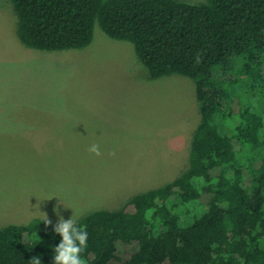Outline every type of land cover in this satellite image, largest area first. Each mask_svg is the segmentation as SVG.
<instances>
[{
  "label": "trees",
  "instance_id": "obj_1",
  "mask_svg": "<svg viewBox=\"0 0 264 264\" xmlns=\"http://www.w3.org/2000/svg\"><path fill=\"white\" fill-rule=\"evenodd\" d=\"M10 2L26 48L81 50L98 25L133 45L150 79L195 84L200 118L185 170L78 220L87 264H264V0ZM60 241L39 219L5 225L0 264H53Z\"/></svg>",
  "mask_w": 264,
  "mask_h": 264
},
{
  "label": "rangeland",
  "instance_id": "obj_2",
  "mask_svg": "<svg viewBox=\"0 0 264 264\" xmlns=\"http://www.w3.org/2000/svg\"><path fill=\"white\" fill-rule=\"evenodd\" d=\"M16 26L0 0V227L43 214L54 227V209L76 222L117 210L185 170L200 118L194 81L150 79L133 45L98 25L88 47L61 52L24 47Z\"/></svg>",
  "mask_w": 264,
  "mask_h": 264
},
{
  "label": "clouds",
  "instance_id": "obj_3",
  "mask_svg": "<svg viewBox=\"0 0 264 264\" xmlns=\"http://www.w3.org/2000/svg\"><path fill=\"white\" fill-rule=\"evenodd\" d=\"M199 59L198 56L197 63H199ZM88 150L96 156L101 155L98 144H92ZM109 155L114 156L115 151L109 153ZM53 211L59 217L58 222L53 227V232L61 237L60 243L53 249V264H87L82 255L87 249L88 232L86 228L78 226L73 216L65 220L60 216L57 209ZM43 216L45 225H51L52 221L45 214ZM28 264H41V258L34 256Z\"/></svg>",
  "mask_w": 264,
  "mask_h": 264
},
{
  "label": "crops",
  "instance_id": "obj_4",
  "mask_svg": "<svg viewBox=\"0 0 264 264\" xmlns=\"http://www.w3.org/2000/svg\"><path fill=\"white\" fill-rule=\"evenodd\" d=\"M10 122H12L13 123V121H10ZM0 126L2 127V126H4V121L3 120H1L0 119ZM5 131V130H4ZM7 132V131H6Z\"/></svg>",
  "mask_w": 264,
  "mask_h": 264
}]
</instances>
